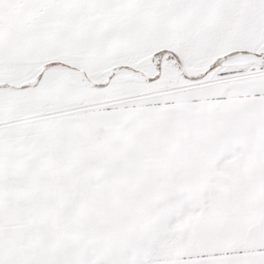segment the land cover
<instances>
[{
    "label": "snow or ice",
    "instance_id": "6c2138e0",
    "mask_svg": "<svg viewBox=\"0 0 264 264\" xmlns=\"http://www.w3.org/2000/svg\"><path fill=\"white\" fill-rule=\"evenodd\" d=\"M0 264H264V0H0Z\"/></svg>",
    "mask_w": 264,
    "mask_h": 264
}]
</instances>
